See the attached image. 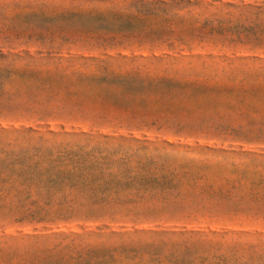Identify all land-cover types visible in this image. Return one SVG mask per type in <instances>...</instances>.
Instances as JSON below:
<instances>
[{
  "label": "rangeland",
  "instance_id": "1",
  "mask_svg": "<svg viewBox=\"0 0 264 264\" xmlns=\"http://www.w3.org/2000/svg\"><path fill=\"white\" fill-rule=\"evenodd\" d=\"M0 264H264V0H0Z\"/></svg>",
  "mask_w": 264,
  "mask_h": 264
}]
</instances>
